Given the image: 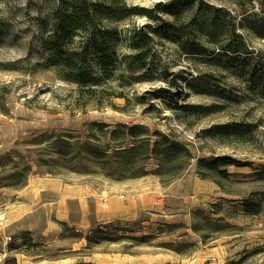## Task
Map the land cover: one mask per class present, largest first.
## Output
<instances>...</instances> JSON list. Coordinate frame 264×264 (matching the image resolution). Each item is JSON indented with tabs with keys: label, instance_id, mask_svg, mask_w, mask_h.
Listing matches in <instances>:
<instances>
[{
	"label": "rangeland",
	"instance_id": "1",
	"mask_svg": "<svg viewBox=\"0 0 264 264\" xmlns=\"http://www.w3.org/2000/svg\"><path fill=\"white\" fill-rule=\"evenodd\" d=\"M60 1L0 0V264H264V203L256 215L243 213L241 203L264 190V0H186L183 19L198 13L209 22L210 5L223 8L216 11L221 25L211 29L216 42L200 28L189 33L206 49L197 54L160 33L161 20H173L169 12L137 13L160 0H116L136 11L111 23L123 34L120 63L109 79L84 86L63 79L53 59L60 53L49 43L51 12ZM143 24L151 39L138 68L128 35ZM227 44L242 47L235 60ZM198 103L220 106L211 112ZM232 121L256 128L243 140L217 138L214 124ZM117 122L157 129L186 144L193 158L169 175L155 171L158 161L141 147L142 174L122 175L113 166L127 158L107 154L124 136L122 128L110 132ZM214 155L245 163L227 167L225 188L196 169L200 156ZM62 187L81 190L90 213L95 200L119 196V208L135 217L58 221L56 206H46Z\"/></svg>",
	"mask_w": 264,
	"mask_h": 264
},
{
	"label": "trees",
	"instance_id": "2",
	"mask_svg": "<svg viewBox=\"0 0 264 264\" xmlns=\"http://www.w3.org/2000/svg\"><path fill=\"white\" fill-rule=\"evenodd\" d=\"M193 2V1H190ZM193 4H195L193 2ZM215 12L208 21L199 20L198 13L188 14L183 19L186 10V0H170L164 2L157 1L151 8H142L143 14L148 18H159L153 12H169L173 16V20H161L158 30L167 39L175 42L181 50L188 53H201L205 51V47L200 41L193 39L189 33L193 28H200L206 31L205 35L208 41L216 42L217 39L210 36L211 29L221 25L220 16L216 11H222L221 6L210 5ZM135 9L129 8L126 4L119 5L116 0H61L58 5L52 10V34L50 35V47L59 51L60 56L56 55L55 63L62 66L64 69L63 79L71 80L79 86L91 85L102 80L109 79L117 70L120 63L119 48L122 44L123 34L118 26L111 23L120 21L123 18L135 13ZM232 18L231 13L224 9ZM136 13V14H137ZM234 18V17H233ZM235 19V18H234ZM233 19V20H234ZM231 31L234 32V23L231 20ZM150 27L149 24H143L141 27L133 29L128 35L129 46L133 52L128 54L138 63L139 67H144L150 43V30H145ZM75 37H79L78 44L73 45L65 51L60 50L65 42H73ZM241 46L237 44H227L226 55L230 60H235L240 54ZM91 93L92 88H87ZM201 107L207 111H213L220 105L213 103L203 106L198 103L193 105ZM92 125L103 127H111L110 123L94 121ZM117 128L124 129V136L115 138L117 144L110 157L125 156L127 160H118L115 162L113 169L125 175V172L132 170V174L140 175L142 168H137L142 165L143 161L139 157H135L138 149L145 147L151 157H154L158 163L155 171L165 172L166 174H174L185 169L193 158L192 153L186 144L169 138V135L155 129L151 131L143 125L129 124L123 122L115 123L110 132L120 133ZM256 128L255 123L232 121L226 124L216 123L213 126L215 136L217 138H232L242 139L251 136ZM142 129L141 134H137L136 130ZM152 132V133H151ZM155 136L151 142L150 135ZM152 145V146H151ZM175 151V153H173ZM95 154V151H93ZM245 164V163H244ZM243 162L232 157L231 155H214L212 157L200 156L197 159L196 169L202 177L211 178L219 184L221 188H225L224 181H230L232 173L228 171L229 165L240 166ZM248 164H250L248 162ZM256 168V167H255ZM137 170H140L138 172ZM260 177L264 178V169ZM259 171L257 175H259ZM232 180V179H231ZM242 212L248 215H256L260 213L264 203V190L251 191L242 199ZM85 264V263H77Z\"/></svg>",
	"mask_w": 264,
	"mask_h": 264
},
{
	"label": "crops",
	"instance_id": "3",
	"mask_svg": "<svg viewBox=\"0 0 264 264\" xmlns=\"http://www.w3.org/2000/svg\"><path fill=\"white\" fill-rule=\"evenodd\" d=\"M61 189L62 192L59 196V199L55 198V200L53 199L51 201H48V206H46L48 210L49 208L53 210L56 206L54 213L55 218L58 221L71 222L78 226H87L89 224L98 223L100 221L108 222L109 220L114 218L127 219L129 217H135L134 213L130 212L129 208H123V206L119 208L121 203L119 196H113V198L110 197V199L106 200L105 202H98L97 200H95L93 211L92 213H90L86 197L82 196V194H79L81 190H79L76 194H66L63 192V187ZM44 219L46 222L45 226H53L51 225V219L45 217Z\"/></svg>",
	"mask_w": 264,
	"mask_h": 264
}]
</instances>
